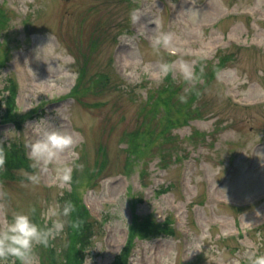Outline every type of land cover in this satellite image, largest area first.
Returning a JSON list of instances; mask_svg holds the SVG:
<instances>
[{"label":"rangeland","instance_id":"rangeland-1","mask_svg":"<svg viewBox=\"0 0 264 264\" xmlns=\"http://www.w3.org/2000/svg\"><path fill=\"white\" fill-rule=\"evenodd\" d=\"M0 10V100L7 78L16 86L0 154L5 163L21 144L29 161L0 165V224L31 206L43 224L47 203L75 198L96 222L84 264H112L132 219L147 216L171 219L173 234L134 237L127 264L264 254V0H0ZM160 31L171 40L157 47ZM162 61L173 63L169 82ZM184 63L195 80L182 78ZM39 117L74 135L65 185L52 165L30 167L29 122ZM71 228L36 245V264L54 263Z\"/></svg>","mask_w":264,"mask_h":264},{"label":"clouds","instance_id":"clouds-1","mask_svg":"<svg viewBox=\"0 0 264 264\" xmlns=\"http://www.w3.org/2000/svg\"><path fill=\"white\" fill-rule=\"evenodd\" d=\"M133 18H136L135 11ZM153 40L157 47L168 45L171 33L157 32ZM160 70L163 75L168 74L173 70V63L162 61ZM182 78L189 81L195 80V73L187 63L182 65ZM180 99L187 98L181 95ZM29 124L34 125L35 133L34 138L27 142L30 167L37 169L52 165L58 184L62 186L69 183L72 180L73 168L77 165L74 160L69 162L62 156L66 152L74 159L79 156V152L72 147L75 144L73 133L65 128L53 126L46 117H39ZM3 160L4 157L0 154V165L3 164ZM27 176L32 184L40 183L38 172L27 173ZM74 209L75 205L71 200H65L62 205L56 201L47 203L40 213L44 218L43 224L33 218L34 206L27 210H13L11 217L0 224V264H9V261L15 264L17 260L21 264H36V245L47 246L51 239L64 231L66 223H71L74 228L81 226L82 222L79 219H68ZM161 264H174V254L162 256ZM248 264H264V254L249 256Z\"/></svg>","mask_w":264,"mask_h":264},{"label":"trees","instance_id":"trees-1","mask_svg":"<svg viewBox=\"0 0 264 264\" xmlns=\"http://www.w3.org/2000/svg\"><path fill=\"white\" fill-rule=\"evenodd\" d=\"M4 16H2V15ZM7 15L2 10H0V24L2 20L6 19ZM221 62V61H219ZM166 80L169 82L171 81L169 74L166 75ZM173 81V80H172ZM186 81V80H184ZM14 80L9 77L6 79V82L4 83V89L6 90L5 96L0 100V120L4 119V115L6 114V109L4 110V106L6 108H9V105H12L16 96V86L14 84ZM175 93L173 92V95ZM178 96V95H176ZM18 125V124H17ZM16 125V126H17ZM19 127V126H17ZM10 147V146H9ZM6 158L5 163H3V168L8 169H16L17 165L20 166L19 168H22L24 166L28 167L29 161L24 156L23 148L21 147V144L19 146L10 147L6 150ZM25 167V168H26ZM75 205L74 211L70 214L69 220H77L79 219L82 223L79 228L72 227L70 230V234L72 235V239H74L73 242L70 243L69 247L65 248L64 250L59 251L56 253L55 261L53 264H84V249H87L85 247H89L90 244V235L92 234V231L94 233V226L96 222L92 219V217L89 215L88 211L85 207L82 206V203L79 199L73 198L72 201ZM171 219L165 220L163 223H157L155 219L152 216H147L142 221H137L136 218L132 219V227L129 232V239H128V246L127 248L117 257L115 258V261L112 264H127L126 258L128 256L127 251L131 248L132 242L134 240V237L138 238H145L147 229L152 228L153 233L152 236H158V235H171L173 234L172 225H171ZM146 226V230L144 231L143 228L140 229L139 227ZM75 237V238H74ZM42 264V263H41Z\"/></svg>","mask_w":264,"mask_h":264}]
</instances>
